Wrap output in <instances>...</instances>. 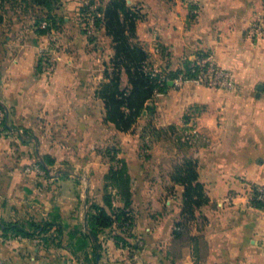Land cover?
Returning a JSON list of instances; mask_svg holds the SVG:
<instances>
[{
    "label": "crops",
    "instance_id": "0c3cea01",
    "mask_svg": "<svg viewBox=\"0 0 264 264\" xmlns=\"http://www.w3.org/2000/svg\"><path fill=\"white\" fill-rule=\"evenodd\" d=\"M16 1L0 9V102L10 127L0 123V224L52 227L36 236L0 229V264H264V213L249 201L250 187L264 184V88L257 95L264 38L250 35L264 0H126L140 8L135 42L149 59L176 70L212 54L233 79L226 89L169 83L153 97L155 110L144 116L159 127V172L141 153L138 128L120 131L104 121L97 91L114 53L111 37L102 29L94 46L74 21L81 2H62L59 11L75 12L64 16L69 30L50 63L41 54L45 34L23 23ZM121 85H129L125 70ZM188 124L208 141L168 147L162 134ZM113 147L128 168L138 211L141 246L129 253L112 228L95 239L85 220L91 200L104 203L103 153ZM174 151L195 160L204 187L207 200L193 215L183 213L185 188L168 167ZM42 160L47 167L37 173Z\"/></svg>",
    "mask_w": 264,
    "mask_h": 264
},
{
    "label": "trees",
    "instance_id": "16d2710c",
    "mask_svg": "<svg viewBox=\"0 0 264 264\" xmlns=\"http://www.w3.org/2000/svg\"><path fill=\"white\" fill-rule=\"evenodd\" d=\"M102 17L96 18V26L104 28L106 35L112 39L113 55L110 59L113 71L105 69L106 81L102 82L97 91L99 97L105 103L104 121L113 123L120 131H128L135 124L140 116H144V111L148 115L154 112L155 107L152 99L157 87L154 80L142 71L143 63L149 56L144 48L135 42L137 21L142 15L133 6H128L126 0H109L105 5L98 8ZM44 33V32H41ZM189 68L187 62L183 68L176 70L169 69L170 79L176 78L184 69ZM125 70L129 76V88L121 85V73ZM169 87V82L160 88L164 92ZM0 108L5 109L0 103ZM3 127L9 130L8 124L4 121ZM13 129V128H11ZM176 131V130H175ZM174 130L171 131L173 136ZM25 131L21 137H27ZM48 162V161H47ZM49 164H52L49 162ZM41 166L45 170L42 164ZM173 179L184 186L183 213L194 214V208L200 207L207 199L204 194V187L198 180V171L195 160L186 158L183 164L176 166L173 171ZM107 180L118 190L125 207L131 203V179L125 163L117 170L112 169ZM105 204L110 207L111 200L107 198ZM87 216V226L89 233L98 239L100 233L106 228H110L116 221H121L125 216L124 209H119L118 213L111 214L104 207L93 205ZM30 231L17 224H0V229L4 233L12 232L25 236H35L46 233L52 227L50 223L30 222Z\"/></svg>",
    "mask_w": 264,
    "mask_h": 264
},
{
    "label": "rangeland",
    "instance_id": "374dc122",
    "mask_svg": "<svg viewBox=\"0 0 264 264\" xmlns=\"http://www.w3.org/2000/svg\"><path fill=\"white\" fill-rule=\"evenodd\" d=\"M70 1L81 2L76 7L78 10H76V16L74 20L79 25L78 27L80 28V30L82 27H84V30H85L86 26L89 23V19L91 18V17H87L85 14V8H87L86 5L88 4L94 5L97 8L103 6V4H100L99 3L100 1L98 2V0H84V1L83 0H17L15 2V4L17 3L20 6V16H23V20H22L23 23L24 24L30 23L31 26L36 28L38 31L44 32L46 39H47V46L45 49H43L41 54H43V56H46V54H48L50 56V60H49L50 63L55 61L57 57L55 50H57L59 46H62L63 42L60 36L64 34V32L69 30L68 28H66L64 16H70L69 12H75L73 9H65L63 11H59L57 7L60 6L62 2H70ZM4 2H10V0H0V9H1V6L4 5L3 4ZM107 2L108 1H106L104 5ZM135 9L141 14L139 7L136 6ZM45 22H47L48 24L47 28L43 27ZM51 29L54 30L55 34L58 37L57 42H55L54 44H52L53 42H51L50 40L49 31ZM102 29L104 28L97 27L98 32L94 36L88 35L85 31L87 35V39L91 43L95 44L94 46H98L100 44L101 35L99 33ZM49 56H46V57H49ZM112 71H113V65H112V62H110L109 72H112ZM122 87L129 88V85L122 86ZM0 110L2 111V113L0 114V123L3 125V122L4 121L6 122L7 110H6V107L5 109L0 108ZM7 123L9 124V118L7 120ZM132 128L134 129L138 128L139 130L137 135L141 143V153H143L142 155L144 156V158H147L148 160L150 159L148 163L151 164L153 167H155V170L159 172V144H157L156 146V143H158L159 141V127L157 128L155 124L152 121H149V119H146L145 116L143 117L140 116L136 120ZM162 135H163L164 140L167 142L168 147L174 149V147L178 143L174 141L171 135V132L165 131L164 134ZM179 149L183 150V152L186 151V154H188L187 153L188 150L185 147L178 148V150ZM103 154L105 155L109 163L108 172L105 175V180H104L105 182H104V187H103L104 203L99 204L96 201L91 200V202H89L88 204V208H87L88 211L85 215L86 216L85 220L87 221V216L90 211L96 212L95 209H92L93 205H99L101 207H104L106 211L111 214L118 213L119 209H124L125 216L123 217V219L121 221H116L113 224V226L110 227L112 228L110 231V236H112L115 239L117 245L120 248L126 249L127 252L129 253V252H132V250L134 249V245L141 246L140 234L137 233V231H135V226H134V223L138 216L137 215L138 211L134 207V201L132 198H131L130 205L125 207V204L118 190L112 185L111 181L107 180V177L110 176L111 170L119 169L123 163V160L120 158L119 151L116 149V147H113L112 149H106V151ZM170 158L171 159L173 158L174 163L172 164L171 160L168 162L169 169L171 168V166L172 168L178 165L181 166L185 160L183 156L177 157V154L175 153V151L173 155H170L169 159ZM36 166H39L41 170H44L41 164H38ZM54 174H56V171H54ZM44 176H45V173H44ZM107 198H110L111 200L110 207H108L105 204V200Z\"/></svg>",
    "mask_w": 264,
    "mask_h": 264
},
{
    "label": "built area",
    "instance_id": "2783aa9c",
    "mask_svg": "<svg viewBox=\"0 0 264 264\" xmlns=\"http://www.w3.org/2000/svg\"><path fill=\"white\" fill-rule=\"evenodd\" d=\"M85 14L89 19V23L85 28L88 35L94 36L98 30L96 26V18L102 17L101 12L94 5H86ZM44 28L48 27L47 22L44 23ZM50 40L54 44L58 37L54 30L49 31ZM250 35L253 38H264V8L260 18L250 27ZM52 50V49H51ZM53 51V50H52ZM142 71L155 81L157 87L154 96L161 95L160 88L167 82H172L174 86L180 88L185 83L193 81L210 88L226 89L233 85V79L230 72L220 66L214 59L212 54H202L193 57L189 63V68L183 70L176 78L170 79L168 70L165 66L148 58L143 65ZM2 111L0 110V114ZM187 126V125H186ZM173 139L176 143L197 146L202 142L208 141V138L197 127L189 125L185 128L176 129L173 133ZM34 170L37 173H43L39 166H35ZM232 197H226L222 203H230ZM249 201L251 205L259 208L264 213V184H255L250 187Z\"/></svg>",
    "mask_w": 264,
    "mask_h": 264
},
{
    "label": "water",
    "instance_id": "95a60500",
    "mask_svg": "<svg viewBox=\"0 0 264 264\" xmlns=\"http://www.w3.org/2000/svg\"><path fill=\"white\" fill-rule=\"evenodd\" d=\"M170 83H172V82H170ZM172 84H173V83H172ZM263 88H264L263 84H259V85L257 86V91H258V94H257V95L260 94V92L263 90ZM41 162H42V164H43L45 167H47V165L45 164V162H44L43 160H42Z\"/></svg>",
    "mask_w": 264,
    "mask_h": 264
}]
</instances>
